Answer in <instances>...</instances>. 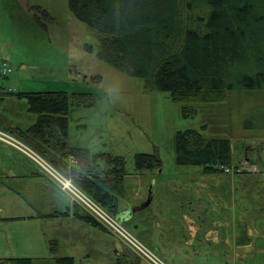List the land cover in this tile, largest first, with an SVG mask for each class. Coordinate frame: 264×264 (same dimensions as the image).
Here are the masks:
<instances>
[{
	"label": "rangeland",
	"instance_id": "374dc122",
	"mask_svg": "<svg viewBox=\"0 0 264 264\" xmlns=\"http://www.w3.org/2000/svg\"><path fill=\"white\" fill-rule=\"evenodd\" d=\"M179 1L181 23L193 26L200 16L199 7L188 6L189 0ZM182 42L180 39L177 44ZM3 45L6 50L2 49ZM99 51L97 34L71 9L69 0H0V56L8 59L15 68L5 84L17 90L1 103L0 118L34 115L28 109L27 98L18 95L22 92L43 89L85 93L84 97L90 98L85 102L88 105H75L78 107L73 113L85 125L74 122L71 135L87 137L95 145L101 142L103 148L107 143L111 151L125 157L131 174L136 170L138 152L156 153L162 160L164 173L172 170L183 177L191 176L196 181L187 179V182L195 184L198 190L203 185L212 186V180L204 181V178L209 179V173L203 172V167L180 170L176 164L175 136L178 130H200L202 125H207L205 135L221 134L232 139L236 163L247 168L242 170L249 171L243 174V179L256 180L255 186L250 187L252 190L245 189L241 183L236 200L240 205L245 203L253 216L258 214L254 213L256 208L264 211V182L258 179L264 174V88H235L228 92L224 102L191 103L187 106L195 109L196 114L184 117L182 105L174 101L169 92L148 88L144 78L106 62L99 56ZM11 165L7 155L0 158V216L21 210L8 195L12 191L22 194L27 181L13 185V172L8 171ZM20 166L22 162L17 161V167ZM160 168L148 171L155 174ZM210 175L214 176V173ZM125 184L129 195L121 200V210L144 198L136 177L129 175ZM197 189L193 190L197 193ZM34 205L31 202V206ZM133 215L126 221L120 220L129 233L139 239L134 233ZM9 219H0V256L8 253L13 257L33 258L32 264H59L56 258L67 255L74 256L75 264H136L132 250L126 244H121L117 250L114 243L119 241L107 231H103V238L97 239L99 236L95 231L79 227L74 239L61 238L50 233L45 219L24 218L15 224ZM49 223L52 224V220ZM73 240L75 244L66 245L67 241L72 243ZM237 263L247 264V261ZM140 264H147L146 260Z\"/></svg>",
	"mask_w": 264,
	"mask_h": 264
},
{
	"label": "trees",
	"instance_id": "16d2710c",
	"mask_svg": "<svg viewBox=\"0 0 264 264\" xmlns=\"http://www.w3.org/2000/svg\"><path fill=\"white\" fill-rule=\"evenodd\" d=\"M179 2L69 0L71 9L97 34L99 56L126 73L144 78L148 88L169 92L182 105L184 117L196 114L187 106L191 103L224 102L235 88H264V0H189L188 6H198L200 12L193 26L181 23ZM180 39L183 42L178 45ZM9 94L16 92L0 94V105ZM18 95L27 98L30 111L39 115L31 129L34 135L63 151L45 156L69 172L96 202L119 216L120 202L127 196L125 157L112 152L91 153L67 142L73 107L87 106L90 98L65 90H29ZM206 130L207 125H202L200 130L177 131L176 163L201 166L209 174L217 173L221 166L239 168L232 139L221 134L207 136ZM70 156L78 160L73 167L68 166ZM99 159L106 168L97 163ZM135 164L141 172L160 168L162 160L156 153L138 152ZM76 210L84 221L110 232L81 206L76 205ZM53 250L57 251L55 247ZM58 262L75 264L73 257H59ZM0 264H32V259L0 258Z\"/></svg>",
	"mask_w": 264,
	"mask_h": 264
},
{
	"label": "crops",
	"instance_id": "0c3cea01",
	"mask_svg": "<svg viewBox=\"0 0 264 264\" xmlns=\"http://www.w3.org/2000/svg\"><path fill=\"white\" fill-rule=\"evenodd\" d=\"M2 49L6 50V45H3ZM6 97L3 98L2 103L7 101ZM75 110L76 108L73 107L69 119L67 137L69 146L84 147L91 153L112 152L122 155L111 151L106 146L107 143L103 148L101 142H96L95 145L88 141L87 137L79 138L71 135L70 130L74 126V122L79 126L85 125L74 117ZM33 114L28 113L26 116L17 118H0V125L5 128L2 129L23 140L40 156L62 170L52 163L45 154H59L63 151L57 150L58 147L55 145L34 135L31 129L38 121L39 115ZM38 135L41 136V133ZM77 141L79 142L77 143ZM5 155L12 163L8 171L13 172L11 176V181L15 179L12 181L13 185L19 186L20 181L27 182L22 194L12 191V194L8 195L10 201L18 204L21 210L5 213L0 216V219L10 218L8 221L13 224L24 218L45 219L50 233L61 238L69 236L74 239L78 234L79 227H88L95 231L99 236L97 239L104 237L103 231L107 230L80 218L76 210L77 204L70 200L69 196L45 173L38 162L0 140V158ZM17 161H21L22 166L17 167ZM68 163V166L73 167L78 164V160L76 157L70 156ZM97 163L101 168L107 166L101 159L97 160ZM178 166H180V170L201 167ZM163 168L164 165L155 174L148 170L141 172L135 170L132 174L129 171L125 179L126 181L129 175L136 177L137 185L141 187V192L144 194L143 199L136 203L130 202L131 204H142L148 201L146 207L133 215L134 233L141 241L161 257H165L170 264H238V261L244 259L247 264H264V216L259 213H264V211L262 208H256L254 213L258 214L253 216L245 203L240 205V201L236 200L240 189L239 185L243 183L245 189L252 190L250 187L255 186L256 180L243 179L245 172L240 171L236 165L224 166L220 171L214 173V176L209 174L207 175L209 179L204 178V181L207 182L212 180V186L203 185L201 190H198L195 184H190L189 181H196L190 178L191 176L183 177L180 172L172 170L164 173ZM229 172L238 173L229 174ZM187 179H189L188 182ZM258 179L264 182V174ZM130 187H132V181ZM193 189H197V193ZM25 192L28 195H25ZM186 201L188 205H183ZM31 202L35 203L33 207ZM191 204L192 207H190ZM262 204L264 205V200ZM127 208L121 210V213L125 212ZM248 218L250 220H247ZM51 220L52 224L49 223ZM108 233L112 235L110 232ZM116 239L119 241L118 244L114 243L116 248L124 244L120 239ZM73 244H75L74 240L72 243L69 241L66 243L68 246ZM102 247H104V243H102ZM115 252L117 251L115 250ZM132 253L135 255L136 264H140L143 258L133 251ZM61 257L74 258L71 255ZM0 258L20 257L9 256L6 253ZM58 258H56L57 261Z\"/></svg>",
	"mask_w": 264,
	"mask_h": 264
},
{
	"label": "built area",
	"instance_id": "2783aa9c",
	"mask_svg": "<svg viewBox=\"0 0 264 264\" xmlns=\"http://www.w3.org/2000/svg\"><path fill=\"white\" fill-rule=\"evenodd\" d=\"M15 68L10 61L0 56V94L17 91L11 85L5 84L14 73ZM0 139L9 142L16 148L31 156L38 162L45 172L58 184V186L70 197L73 203L81 206L84 210L95 217L101 224L108 229L116 238L126 244L135 254L146 260L149 264H168L164 258L159 256L154 250L150 249L144 242L132 236L125 228V223L118 216L113 215L101 204L96 202L74 181L69 172L62 171L40 156L35 150L27 145L23 140L11 132L0 128ZM247 169L240 166L239 170Z\"/></svg>",
	"mask_w": 264,
	"mask_h": 264
},
{
	"label": "water",
	"instance_id": "95a60500",
	"mask_svg": "<svg viewBox=\"0 0 264 264\" xmlns=\"http://www.w3.org/2000/svg\"><path fill=\"white\" fill-rule=\"evenodd\" d=\"M148 205V201L147 202H143L142 204H131L126 210L125 212L121 213L119 215L120 219L123 220H127L129 219V217H131L135 212H137L138 210L146 207Z\"/></svg>",
	"mask_w": 264,
	"mask_h": 264
}]
</instances>
